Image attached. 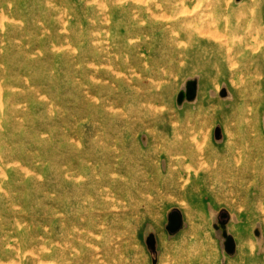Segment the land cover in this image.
Returning a JSON list of instances; mask_svg holds the SVG:
<instances>
[{"label": "rangeland", "instance_id": "rangeland-1", "mask_svg": "<svg viewBox=\"0 0 264 264\" xmlns=\"http://www.w3.org/2000/svg\"><path fill=\"white\" fill-rule=\"evenodd\" d=\"M143 1L0 0V264H264V0Z\"/></svg>", "mask_w": 264, "mask_h": 264}, {"label": "bare ground", "instance_id": "bare-ground-1", "mask_svg": "<svg viewBox=\"0 0 264 264\" xmlns=\"http://www.w3.org/2000/svg\"><path fill=\"white\" fill-rule=\"evenodd\" d=\"M121 1V0H120ZM145 2V0L143 1ZM162 13V12H161ZM158 15V14H157ZM163 16V15H162ZM160 17V16H159ZM190 24V23H189ZM188 25V24H187ZM173 29V26L172 27H168L165 29V33H162V36L161 39L155 43L156 45V50H158L159 52L162 53V55L165 54V56L167 54H169L171 52V49L174 48L177 44L179 43H188L193 47L194 45H203L205 44L204 42H208V44H210V46L213 47H216L215 50H218L217 49V45L214 46L211 42V39L210 37L208 38V40H204L201 36H199V34H196L195 32H191V31H184V30H178L177 31V34L175 36H173L171 39L169 38V35L171 33ZM226 34V33H225ZM262 34V33H261ZM218 36H216L217 38ZM221 37V36H220ZM223 37V36H222ZM225 37V36H224ZM206 38V37H205ZM227 37H225L226 39ZM245 38V36H244ZM220 39V38H219ZM132 41V40H131ZM214 41V40H212ZM221 41V40H220ZM233 41V39L231 40ZM242 41V40H241ZM217 42V41H216ZM219 42V40H218ZM223 42V41H222ZM226 42V41H225ZM257 42V41H256ZM229 43V42H228ZM224 44V43H223ZM222 44V45H223ZM229 45V44H228ZM257 45V44H256ZM259 46V45H258ZM228 47V46H227ZM261 48V47H260ZM208 49V48H207ZM206 49V51H207ZM211 49V48H210ZM209 49V50H210ZM220 49V48H219ZM223 49V48H222ZM228 49V48H227ZM230 49V48H229ZM151 50V49H150ZM213 50V49H211ZM221 50V49H220ZM258 50H259V47H258ZM228 51V50H227ZM218 52H221V51H218ZM229 52V51H228ZM231 52V51H230ZM255 52V50H254ZM257 52V51H256ZM259 52V51H258ZM213 53V52H212ZM261 53V52H260ZM259 53V54H260ZM263 53V52H262ZM208 54V53H207ZM211 54V53H210ZM229 54V53H228ZM264 54V53H263ZM222 55V54H221ZM210 56V55H208ZM219 56V54H218ZM224 56V54H223ZM230 56V55H228ZM262 56V55H261ZM260 55H257L256 57V60L260 61V58H261ZM220 57V56H219ZM251 57V55H250ZM221 58V57H220ZM226 58V57H225ZM230 58V57H229ZM253 58V57H252ZM248 61H249V57H247ZM231 60V58H230ZM254 60V59H253ZM223 61V59H222ZM228 61V60H227ZM247 61V62H248ZM246 62V61H245ZM253 62V61H252ZM224 63H225V60H224ZM259 63V62H258ZM245 63H243L244 65ZM226 65V64H225ZM227 66V65H226ZM244 68L245 65H244ZM248 70V69H247ZM247 92V91H246ZM246 103V102H245ZM248 103H246L247 105ZM247 113V112H246ZM245 115V114H244ZM245 138H244V141L248 142V141H251L252 142V145L253 146L252 148H247L245 147V149L243 151H240V152H234L233 154L230 155V159H229V163L230 164H239L240 166H242L244 168V170L249 173V174H253L255 172L254 170V167L256 164H264V134L262 133V131L258 128V118H257V113L254 112L253 110H251L250 112H248V115L245 116ZM177 134L178 132L177 131H174V137L177 138ZM172 135V134H171ZM170 137V136H169ZM193 138V137H192ZM193 140V139H192ZM197 140V139H196ZM198 141V140H197ZM258 142H260V144H258ZM196 145L198 143H195ZM191 145V139L189 141V146ZM199 145V144H198ZM175 145L173 143H170L168 145V147L171 149V147H174ZM201 146V145H200ZM247 146V145H245ZM199 150V149H198ZM169 153V152H168ZM172 153V152H171ZM251 155H253L251 157ZM168 156V155H167ZM170 164V163H169ZM172 164V163H171ZM170 164V165H171ZM226 164V163H225ZM172 167V166H171ZM230 167V166H229ZM204 174V173H203ZM114 183V186H115V189H119L121 186H120V180L119 179H115L113 181ZM264 186V181H261L259 183L254 182L253 185H251L249 187V194L250 195H253L255 190H260L262 187ZM264 191V189H263ZM247 193V192H246ZM249 195V196H250ZM255 196V195H254ZM113 198V197H112ZM254 198V197H253ZM252 198V199H253ZM257 200V199H256ZM251 201V200H250ZM247 202V201H246ZM250 203V202H249ZM254 203V202H253ZM251 204V203H250ZM257 206H259L257 204ZM253 208V206H251ZM250 207V208H251ZM118 211V210H117ZM111 235V234H110ZM107 238V237H106ZM108 240V239H107ZM111 241V240H110ZM108 244V243H107ZM100 255V254H99Z\"/></svg>", "mask_w": 264, "mask_h": 264}, {"label": "water", "instance_id": "water-1", "mask_svg": "<svg viewBox=\"0 0 264 264\" xmlns=\"http://www.w3.org/2000/svg\"><path fill=\"white\" fill-rule=\"evenodd\" d=\"M198 91V82L195 79H190L186 82V89H183L179 92L177 96V102L181 104L185 99L187 100H193ZM222 95L226 94V91H222ZM216 135H220V129H216ZM226 216V213L223 214V217ZM222 227H223V235L225 237V248L227 252L233 253L236 248V243L234 238L229 235L226 231L225 228V222H222ZM183 226V216L181 212L177 209L173 210L170 215H169V221L167 223V229L171 233H175L179 231ZM148 242L150 243L151 246H154L155 244V238L153 235H150Z\"/></svg>", "mask_w": 264, "mask_h": 264}]
</instances>
